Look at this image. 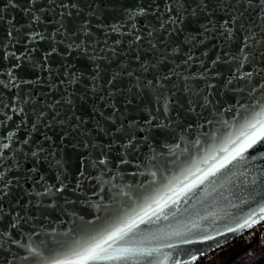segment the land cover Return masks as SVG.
I'll use <instances>...</instances> for the list:
<instances>
[{
  "label": "snow or ice",
  "instance_id": "obj_1",
  "mask_svg": "<svg viewBox=\"0 0 264 264\" xmlns=\"http://www.w3.org/2000/svg\"><path fill=\"white\" fill-rule=\"evenodd\" d=\"M244 235L264 253V0H0V264Z\"/></svg>",
  "mask_w": 264,
  "mask_h": 264
},
{
  "label": "trees",
  "instance_id": "obj_2",
  "mask_svg": "<svg viewBox=\"0 0 264 264\" xmlns=\"http://www.w3.org/2000/svg\"><path fill=\"white\" fill-rule=\"evenodd\" d=\"M253 249H256L254 261L249 255ZM215 257L209 264H264V253L256 247V243L248 245L239 239L219 251Z\"/></svg>",
  "mask_w": 264,
  "mask_h": 264
},
{
  "label": "built area",
  "instance_id": "obj_3",
  "mask_svg": "<svg viewBox=\"0 0 264 264\" xmlns=\"http://www.w3.org/2000/svg\"><path fill=\"white\" fill-rule=\"evenodd\" d=\"M238 239L241 240V241H245V240L247 239V235L240 236ZM226 247H227V246H226ZM226 247H224V248H222V249H225ZM222 249H219V250H217V251L211 253V255L207 258V260L210 261V259L213 258L214 256H216V254H217L219 251H221Z\"/></svg>",
  "mask_w": 264,
  "mask_h": 264
},
{
  "label": "water",
  "instance_id": "obj_4",
  "mask_svg": "<svg viewBox=\"0 0 264 264\" xmlns=\"http://www.w3.org/2000/svg\"><path fill=\"white\" fill-rule=\"evenodd\" d=\"M239 237H240V236H237L235 239H229L228 242L225 243V244H223L222 247H221L220 249H222V248L228 246L229 244H231L234 240L238 239ZM218 250H219V249H218ZM216 251H217V250H216ZM214 252H215V251H214Z\"/></svg>",
  "mask_w": 264,
  "mask_h": 264
},
{
  "label": "rangeland",
  "instance_id": "obj_5",
  "mask_svg": "<svg viewBox=\"0 0 264 264\" xmlns=\"http://www.w3.org/2000/svg\"><path fill=\"white\" fill-rule=\"evenodd\" d=\"M215 258H216L215 256H214L213 258H211L210 261H209V263H210L211 261H214Z\"/></svg>",
  "mask_w": 264,
  "mask_h": 264
}]
</instances>
